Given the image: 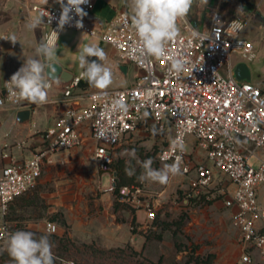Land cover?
Here are the masks:
<instances>
[{"label":"built area","instance_id":"built-area-1","mask_svg":"<svg viewBox=\"0 0 264 264\" xmlns=\"http://www.w3.org/2000/svg\"><path fill=\"white\" fill-rule=\"evenodd\" d=\"M92 5L93 0H89L88 5L81 7L89 13ZM30 9L38 16L44 14L47 32L43 40H51L56 46L58 39L53 30H58L61 6L32 4ZM48 13L53 17L51 23ZM71 15L74 19L64 29L98 37L116 50L119 60L133 64L139 75L132 86L106 90V95H97L99 90L86 91L82 97L86 105L82 107H75L72 101L74 92L81 88L83 76L74 77L62 89L61 102L69 107L60 113L52 127L41 132L33 158H10L8 164L0 167V246L15 232L9 220L12 204L36 185L53 155L85 144V129L94 143L92 156L96 168L109 176L113 189L117 177L113 170L116 150L130 135L154 131L169 137L158 153L159 162L170 165L180 158V174L190 182L188 198L210 199L212 186L220 181L217 182L206 161L187 153V138H193L195 151L204 152L205 159L227 181L220 192L225 196L224 206L232 210L231 226L237 230L242 248L240 263L256 264L254 251L264 262V90L253 82L238 81L233 71L236 64L251 62L256 56L253 42L243 36L247 19L238 14L227 18L218 9H210L201 28L188 17L180 21V38L168 45L170 54L187 59L184 71L176 76L169 72L167 58L146 59L143 63L133 58L138 55L134 53L137 37L127 10L120 11L103 33L86 25L84 18L83 28L75 27L80 18L74 12ZM192 29L206 38L192 37ZM63 30H58V38ZM9 38L0 35V51L4 44L16 48ZM9 80L0 87V109L10 108L16 113L23 104L9 94L6 85ZM116 99L127 106L126 111L112 110ZM177 140L183 144L182 151L172 146ZM2 158L9 156L2 154ZM253 159L257 166L251 163ZM135 190L141 192L140 188ZM130 193L129 187H123L120 197L133 205ZM146 214L150 220L154 219L149 204ZM46 229L48 233H56L57 226L48 223Z\"/></svg>","mask_w":264,"mask_h":264},{"label":"rangeland","instance_id":"rangeland-1","mask_svg":"<svg viewBox=\"0 0 264 264\" xmlns=\"http://www.w3.org/2000/svg\"><path fill=\"white\" fill-rule=\"evenodd\" d=\"M250 1L193 0L187 17L201 28L210 9H218L227 18L235 17L237 8ZM21 8L17 0H0V35L16 36L18 40L16 49L11 50L9 44H4V50L0 51V81L11 78L19 69L21 60L35 56V45L29 41L28 35H22L28 20L19 13ZM251 30L259 38L255 45L260 50L259 58L250 63L252 79L257 85L261 77L262 85L258 86L264 88V30L252 29L248 24L244 33ZM69 35L71 37L66 36L63 41L77 39L84 46L94 44L107 53L103 63L113 72V83L107 90L126 88L135 83L138 69L119 60L114 48L102 43L98 37L80 31L74 30ZM80 49L69 58L79 61ZM122 65L127 67L126 76L115 71L116 66ZM5 133L11 136L5 137ZM14 134L15 128L5 127L0 140L10 141ZM21 138L19 142L12 141V146L20 145L24 154L28 150L35 152L38 135L34 134L32 140ZM168 139V136L154 131H138L116 150L113 170L118 178L115 182L122 178L119 174L122 173V164L134 170L133 175L126 176L127 180H132L128 186L131 189L129 196L135 203L131 205L114 195L109 176L97 170L92 159L94 146L86 138L82 148L71 149L81 153V160L59 165L55 171L58 175L54 173L50 179L45 178L49 173L45 169L36 185L15 200L9 213L14 231H31L36 238L47 235L53 245L55 264H241V244L223 204L225 196L220 192L227 181L205 159L204 152L195 151L192 137L187 138V153L195 154L199 161H206L216 174L217 182L220 181L212 186L210 199L195 202L188 198L190 182L180 173L170 174L166 184L140 179L144 173V161L151 159L154 169L166 165L160 163L157 156ZM16 155L20 158V154ZM33 156V152H27L24 158L27 160ZM251 163L258 165L254 159ZM136 188L141 192L137 193ZM147 204L154 212L153 220L147 217ZM48 223L57 226L56 233L46 231ZM254 258H259L255 251ZM2 264H12L9 255Z\"/></svg>","mask_w":264,"mask_h":264},{"label":"clouds","instance_id":"clouds-1","mask_svg":"<svg viewBox=\"0 0 264 264\" xmlns=\"http://www.w3.org/2000/svg\"><path fill=\"white\" fill-rule=\"evenodd\" d=\"M46 5L48 0H42ZM61 6V14L58 19V30H63L74 19L71 13L79 17L75 27L83 28V18L87 12L82 5H88L89 0H55ZM193 0H128L131 10V28L137 37L133 58L143 63L146 59L159 60L167 58L169 72L179 76L187 65V59L183 55L170 54L168 45L180 38L179 22L186 19ZM244 8H237V14H243ZM48 23L53 17L48 13ZM45 23V16L41 13L36 18H30L26 24L29 31H35ZM58 30H53L58 39ZM194 38L206 37L196 29L191 30ZM13 44L18 40L16 36L9 38ZM57 47L51 40H41L35 47V56L24 59L23 65L6 82L9 94L17 102L26 101L32 104H45L48 102V89L50 82L61 83L56 75ZM90 57L96 59L90 60ZM79 67L83 69L82 76L86 78L89 86L99 90L97 95H106V90L113 83L112 69L103 62L107 59V53L103 48L94 44H86L79 50ZM96 98L95 96L93 97ZM113 111H126L127 106L119 99L113 101ZM145 115H148L145 113ZM174 148L182 151L181 141H173ZM134 156V150H133ZM152 160L142 163L144 169L141 180H149L160 184L169 181L170 174L180 173V158L177 157L173 164H166L161 169L152 167ZM128 175H133L134 170L125 169ZM53 245L47 235L36 238L33 232L17 230L8 235L0 252H7L12 264H55L56 257L53 253Z\"/></svg>","mask_w":264,"mask_h":264},{"label":"crops","instance_id":"crops-1","mask_svg":"<svg viewBox=\"0 0 264 264\" xmlns=\"http://www.w3.org/2000/svg\"><path fill=\"white\" fill-rule=\"evenodd\" d=\"M17 1L20 4V6H22L21 10H19V13L21 14L23 19L28 20V21L30 18H36L38 16L36 12L30 9V6L32 4L51 6V7L56 6L58 4L55 2V0H48V3L46 5L42 2V0H17ZM243 5H247L251 7L254 11L260 14L262 19H264V0H252L249 2V4H243ZM122 10H127L131 14L130 7L128 6V0H93L92 8L89 11V14L92 16L91 19L89 20V23L92 25H95L94 28H96L99 33H103L107 29L108 24ZM248 24L251 25L252 29H255V30L257 29L261 31L264 30V27L259 28L257 23L252 22L250 20L247 21L246 26H248ZM72 31L74 30L64 29L59 35V38L56 44V47H57L56 62L62 65V67L65 70L71 72L74 75V77H81L83 69L79 67V61H77L76 59L75 60L70 59L69 57H71V54L75 53L76 50L80 49L84 45L81 42L77 41V39H70V41L66 39L65 41H63L64 37L66 36L71 37L69 33H72ZM24 32L25 33H23L22 35H28L29 41L32 42L36 47L37 44L41 40H43L44 34L45 32H47V28L43 26V24H41L40 27L36 29L35 31H29L26 28ZM243 36L247 38L248 40H250L251 42H253L254 47H255V52H256L255 59L251 62H246V64H248V66L250 67V63L255 62V60L259 58L260 50H259V47L257 48L255 45V41H257L259 38L257 37V35L252 33V30L250 32H247L246 34L243 33ZM32 48H30V50H32ZM11 50H14V49H11ZM29 53L30 51L28 50V54ZM21 62L19 65L20 67L23 65L24 61L21 60ZM118 67L119 66H116L115 71L119 74ZM84 79L86 78L83 77L82 81L83 83H86L87 81ZM4 81L5 80L0 81V87L3 85ZM252 82H253V79H252ZM258 85H262L261 77H260L259 84H257L256 86ZM262 89L264 90V88ZM47 91H48V102L45 104H32L26 101H22V104H23L22 109L30 108L32 110L30 123L28 125L20 126L16 124L15 112L12 109L10 108L0 109V134H1L2 129L5 127L12 126L13 128H15V134H14L13 139H11L10 141L6 139L0 140V167L8 164L10 161V158H14L16 160L25 159L24 155L27 152L35 153L34 151L28 150L24 154L23 151L19 148L20 145L12 146V143L15 141L19 142L20 140H22L21 137L32 140L33 139L32 136L34 134L38 132H43L47 128L52 127L55 124L60 113L64 111L67 107H69L68 104L61 102L63 98V93H62V88H60L58 85L51 83V87ZM86 91H96V89L95 90L91 89V86H88L87 89L81 86L79 90H76L74 92L75 99H73L72 101V104L75 107H82L86 105V101L82 100L83 94L86 93ZM18 134H19V137H18ZM85 135L87 136L86 138H89V140H91V138L89 137V131L86 132V129H85ZM4 136L10 137L11 134L8 135V133H5ZM86 138H85V142H86ZM91 142L94 146V143L92 140ZM38 147H39V143L37 142V148L35 149V151H37ZM2 154H7L9 158L3 159ZM16 154H20V158L16 157L17 156ZM81 156L82 155L78 150L63 151V152L53 155L51 159V163L47 164L44 167V170L47 169L49 171V173L45 176V178L50 179L53 177L54 173L57 174L58 172H55V171H58L59 165H68L71 163L73 164L76 160H79V159L81 160V158H79ZM92 159H93V156H92ZM263 191H264V188H263ZM226 209L231 218L232 210L228 208ZM233 229L236 230L235 228ZM241 252H242V248H241ZM256 262H257L256 264H264V262H261L259 258L256 259Z\"/></svg>","mask_w":264,"mask_h":264},{"label":"water","instance_id":"water-1","mask_svg":"<svg viewBox=\"0 0 264 264\" xmlns=\"http://www.w3.org/2000/svg\"><path fill=\"white\" fill-rule=\"evenodd\" d=\"M241 6H243V8H244V12H243V14H238L239 16L247 19V21L250 20L252 22L257 23L259 28L264 27V19L261 18L260 14L258 12L254 11L251 7H249L247 5H241ZM91 17L92 16L89 13H87V15L84 17V22L86 25L95 27V25H92L89 23V20L91 19ZM54 67L56 68V75L58 77H60V79H61V83H59V84H56L55 82H50V83L56 84L62 89L69 86L74 79V75L71 72L65 70L62 67V65H60L57 62H56V65H54ZM233 71H234V76L238 81H244L247 83L252 82L251 70H250V67L248 66V64H246L244 62H240V63L235 65ZM118 72L120 75L126 76L127 75V67L123 66V65L119 66ZM2 95L3 96L5 95L4 91L2 92ZM31 114H32V110L30 108L18 110L15 113L16 124H18L20 126L28 125L30 123Z\"/></svg>","mask_w":264,"mask_h":264},{"label":"trees","instance_id":"trees-1","mask_svg":"<svg viewBox=\"0 0 264 264\" xmlns=\"http://www.w3.org/2000/svg\"><path fill=\"white\" fill-rule=\"evenodd\" d=\"M81 86L82 87H84V88H86L87 89V87L89 86V84L86 82V83H83V81H81ZM37 135H38V137H39V135L41 134V132H38V133H36ZM115 165V164H114ZM126 168H129V167H126L125 165H123L122 164V166L120 167V171L122 172V173H119L121 176H122V178H120V180H119V182H117L116 183V187H115V189H114V195H116V196H120V189L122 188V187H128V186H130L131 185V183H132V180L131 181H129V180H127V173H126V171H125V169ZM126 173V174H125ZM116 178H118V177H116ZM193 201H195V202H198V201H200L199 199H192ZM8 254L6 253V252H0V264H2L3 263V261H4V258L7 256Z\"/></svg>","mask_w":264,"mask_h":264}]
</instances>
